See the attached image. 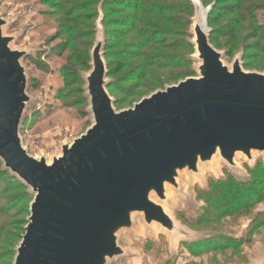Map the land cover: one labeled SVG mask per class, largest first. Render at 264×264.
Masks as SVG:
<instances>
[{
  "label": "water",
  "instance_id": "obj_1",
  "mask_svg": "<svg viewBox=\"0 0 264 264\" xmlns=\"http://www.w3.org/2000/svg\"><path fill=\"white\" fill-rule=\"evenodd\" d=\"M192 1L188 60L196 74L123 110L108 90L101 3L90 70L81 72L91 125L51 160L25 146L30 51L13 47L4 31L11 21L0 13V160L32 197L13 264H114L129 257L120 238L138 218L171 237L182 231L165 202L187 174L201 176L217 158L239 169V154L249 163L264 155V73L246 70L239 56L226 63L210 41L213 4ZM257 162L246 164L254 170Z\"/></svg>",
  "mask_w": 264,
  "mask_h": 264
},
{
  "label": "rangeland",
  "instance_id": "obj_2",
  "mask_svg": "<svg viewBox=\"0 0 264 264\" xmlns=\"http://www.w3.org/2000/svg\"><path fill=\"white\" fill-rule=\"evenodd\" d=\"M144 1L154 9L153 12L133 7L134 2L131 6L121 7L117 0H106L105 28L108 36L106 40L105 34L107 48L104 49V59L107 71L109 67L112 72L107 77L120 81L117 88L111 87V92L108 86L117 110L133 107L153 92L190 76H186L189 66L185 68L176 65L181 64L186 56L188 60V56L194 53L193 46V52L190 53L187 46L189 37L186 39L185 35L191 23L185 25L186 14L177 6L167 11L165 8L172 2L178 5L182 1H193ZM198 1L208 6L217 0ZM235 1L219 0L216 4L210 20L219 38L212 42L210 36V41L225 53L224 60L229 65L239 56L246 70L264 73V0H248L251 6L248 11L242 4L238 8L240 5L235 4ZM68 9L73 13L67 11L71 13L70 17L64 15ZM93 10V4L88 0H0V13L11 21L4 27V31L15 36L13 47L30 51L24 58V64L30 79L28 93L32 100L25 113L28 117L25 122L28 124L24 123L22 136L31 154H44L51 160L54 154H60L64 142L79 137L91 125V115L86 112L88 100L85 98L84 103L81 98L84 91L79 92L85 83L83 81L81 84L78 75L72 72L69 55L80 62L79 68H85L87 54L92 51L97 35L93 28L97 16ZM159 15L167 18L172 15L176 19L169 18V25ZM73 16H78L79 20L72 21ZM138 16L139 22H135ZM124 21L126 25L122 24ZM145 25H169L175 32L174 37L183 46L157 47V50L149 51L168 53L177 58L174 61L170 59L173 65L167 68H147L146 74H143L145 69H141L127 78L132 68L144 60L142 57L123 60L118 55L125 49L133 53L138 51L141 30L146 29ZM121 29L128 32L122 33ZM63 44L68 46L64 53L61 52ZM72 48H77L76 52ZM190 63L192 70L193 63ZM89 70L90 67L82 72ZM195 74L191 71V75ZM254 155L255 160L250 163L253 165L258 161L257 165L261 163L264 168V155L261 152H255ZM237 162L241 165L239 169L217 158L215 164L204 165L201 176L187 174L181 180L182 190L171 189L169 201L165 202L167 211L178 220L182 231L171 237L160 227L146 228L141 218H138L135 232L123 233L120 238L130 253L129 257L114 264H253L264 258V170L260 169L253 174L256 167L250 169L246 164L249 163L247 158L242 154H239ZM249 175L251 180L246 182L237 179H248ZM213 176L226 179L216 181ZM252 180L253 186L246 184ZM213 182L227 183L224 193H230L233 202L224 204L218 199H212L215 198ZM19 192L21 190L5 194L8 195L6 197L13 196L15 201L20 199L21 203L15 207L11 218L6 219L0 215V224L5 228L0 242V264H13L15 249L25 232L29 216L25 205H28L29 200ZM24 218L26 223L23 224L24 232L21 234L22 224L19 221ZM19 234L20 237L17 236ZM10 249L14 250V254H10Z\"/></svg>",
  "mask_w": 264,
  "mask_h": 264
},
{
  "label": "trees",
  "instance_id": "obj_3",
  "mask_svg": "<svg viewBox=\"0 0 264 264\" xmlns=\"http://www.w3.org/2000/svg\"><path fill=\"white\" fill-rule=\"evenodd\" d=\"M88 1H90L93 4V9L95 10V11L93 10V12H94L93 14H95L97 16L96 22L99 18V15H100L99 7L102 3V11L104 14L103 25H104L106 40H107L108 32H107V29L105 28V25H106V13H105L106 0H88ZM135 1L134 0H117V3L121 7L122 6L126 7V6H131L132 2H134L133 7L138 6V8L140 7V9L142 7V10H144V11L150 10L151 12H153L152 10H154V9L149 7L150 5L147 3V1H144V2H143V0H135ZM236 1H235L236 2L235 4L240 5V6L236 5L238 8H241L242 5L245 6L246 10L251 8V6H249L248 0H236ZM217 3H219V0H217L213 4L212 9H211L209 16H208L209 26L213 29L211 32V35H210L212 42L219 38L217 29L212 27V21L210 20V18H212V16L214 15V11L216 9L215 7H216ZM96 7H97V9H95ZM174 7H176L177 9L178 8L182 9V11L186 14L185 25L188 26V24L190 23V17L193 15V12H194V7H193L192 2L190 3V2L182 1V2H179L178 5H176L174 2H172V3H170V5H168L165 8V10L167 11V10L172 9ZM67 11L71 12V9H68L65 11V14H64L65 16H69V14L72 13V12L70 13ZM159 17L165 19V21L167 23H169V25L171 23L169 18L176 19V17H174L172 15H169L168 18L166 16L163 17L161 15H159ZM138 18H139V16L135 19V22H136V20H137V22H139ZM187 18H188V21H187ZM71 20L77 21V20H79V17L75 16V18H74V16H73V18L71 17ZM96 22L93 25L95 35L97 33L96 32V30H97ZM122 24L126 25L127 23L124 21ZM134 25L137 26V23H134ZM169 25H166V26L158 25L159 27H156V26L152 27L150 25H145L146 29L141 30V35H140L141 43L139 44L140 45L139 48H137L136 46H133V48H137L138 51H135V53H133L134 51L129 50V49H125L122 51V53H120V55H118V57L120 59H123V60H131V59H134L136 57H142L144 60L143 62L139 63L140 64L139 66L134 67V69L132 68V70L128 74L127 78H129V76H132L133 74L134 75L137 74V72L140 71L141 69H145V72L143 74H146L147 68H152V67L167 68L168 66L173 65V64H171V62L169 60L171 59L174 61L177 58L176 56L171 57L170 55H168V53H163V52H156V53L155 52L154 53L149 52V51L157 50V47L172 48V47L183 46V44H181L180 40L174 37L175 32L170 27H168ZM125 31L126 30L121 29L122 33L128 32V31H126V32ZM185 35H186V39H187L188 35H187L186 31H185ZM187 42H188V40H187ZM187 46L191 50L190 53H192L193 52L192 45L188 42ZM105 48H107V42H106ZM67 49H68V46L65 44L64 46L61 47V52L64 53ZM76 50H77V48H74V49L72 48V51L76 52ZM131 53H133V54H131ZM72 54L73 53L71 52V55ZM76 54L79 55L78 51ZM107 54L108 53L106 51V57H107ZM69 57H70L69 58L70 59L69 60L70 68L72 69V72H75L78 75L79 82L82 84L83 80H82L80 73L82 71H84V69L86 70V69H89V67H90V61H91L90 51L87 54L88 60L85 61L86 62L84 65L85 68H79L78 67L80 62L79 63L77 62L78 60L76 59V57H73L70 55H69ZM178 64L176 65L177 67H185L186 68L187 66H189V68L187 67L188 70H187L186 76L191 75V63L187 60V56H186V59L181 64L180 63H178ZM108 65H109V63H108ZM182 72L183 71H180V73H182ZM111 73L112 72H111L110 68L108 67V75H110ZM143 74L141 75V77H143ZM181 75H183V74H181ZM119 82L120 81H118V79H112V82L109 85L110 92H111V87L117 88ZM81 88H80L79 92L82 93L83 90H81ZM131 94H133V93H131ZM81 98H82L83 102L85 103V97L83 94H82ZM116 102H117V99H116ZM27 119H28V117H27ZM26 123H27V121L25 122V124ZM262 166L263 165L261 163L258 164L256 166V169L254 170L253 174L257 173L260 169L264 170V168H262ZM246 184L253 186L254 180H252ZM246 184H242V185H246ZM212 185L214 186V189H215V198H212V199H215V200L218 199L221 202H224V204H230V202H233V199L229 197L230 193H224L226 187L228 186L227 183L213 182ZM19 190H21V192H19V193L23 196V198H27L29 200L28 205H25L27 207V213H29V204L32 200V197L27 192L28 188L17 177L13 176L9 171L4 170L2 162L0 160V215L2 217L7 219V218H11L12 216H14L13 212H15L14 211L15 207L19 203H21V201H19L20 199L18 201H15V200H13V196L6 197L8 195L5 196V194H7L9 192H17ZM2 196H5V197H2ZM240 196L241 195L239 194V197ZM239 202L242 203L241 200H239ZM25 223H26L25 218L19 221V224H22L21 229H20V230H22L21 234L24 232L23 224H25ZM4 234H5V228L4 227L2 228V226L0 224V242L3 240L2 238H3ZM17 236L20 237L21 235L19 234ZM225 246H227V245H225ZM10 254L11 255L14 254L13 249H10Z\"/></svg>",
  "mask_w": 264,
  "mask_h": 264
}]
</instances>
